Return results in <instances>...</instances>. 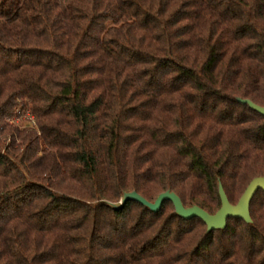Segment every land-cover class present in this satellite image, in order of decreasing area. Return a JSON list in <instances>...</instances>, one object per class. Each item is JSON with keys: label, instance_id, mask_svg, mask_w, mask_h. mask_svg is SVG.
I'll return each mask as SVG.
<instances>
[{"label": "trees", "instance_id": "16d2710c", "mask_svg": "<svg viewBox=\"0 0 264 264\" xmlns=\"http://www.w3.org/2000/svg\"><path fill=\"white\" fill-rule=\"evenodd\" d=\"M264 0H0V264H264ZM34 124V127L31 124Z\"/></svg>", "mask_w": 264, "mask_h": 264}, {"label": "water", "instance_id": "95a60500", "mask_svg": "<svg viewBox=\"0 0 264 264\" xmlns=\"http://www.w3.org/2000/svg\"><path fill=\"white\" fill-rule=\"evenodd\" d=\"M238 101L242 104L249 105L252 110L264 116L263 107H260L249 100L238 99ZM260 190L264 191V177L255 178L247 187L238 204L233 205L228 200L223 187L220 186L219 195L221 199V208L214 215L209 214L198 206L186 208L182 200L175 193L170 191L159 195L154 202H149L136 192L126 193L119 203H111L109 206L114 210H120L127 202L135 201L149 208L152 212L157 213L160 211L165 202H172L175 207L176 214L179 217L184 220H191L194 218L202 220L207 226V232L210 233L212 231L224 230L227 226L229 218L241 219L246 223L251 224L252 218L250 205L255 195Z\"/></svg>", "mask_w": 264, "mask_h": 264}, {"label": "rangeland", "instance_id": "374dc122", "mask_svg": "<svg viewBox=\"0 0 264 264\" xmlns=\"http://www.w3.org/2000/svg\"><path fill=\"white\" fill-rule=\"evenodd\" d=\"M31 126L34 127V124L32 123ZM121 200H122V199H121Z\"/></svg>", "mask_w": 264, "mask_h": 264}]
</instances>
